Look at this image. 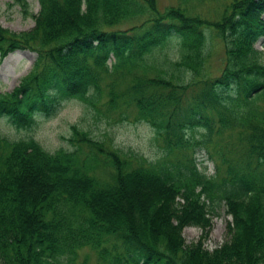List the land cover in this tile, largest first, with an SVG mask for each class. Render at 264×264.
I'll use <instances>...</instances> for the list:
<instances>
[{"label": "trees", "instance_id": "trees-1", "mask_svg": "<svg viewBox=\"0 0 264 264\" xmlns=\"http://www.w3.org/2000/svg\"><path fill=\"white\" fill-rule=\"evenodd\" d=\"M35 1L30 30L0 27V62L35 54L0 94V118L29 131L62 101L97 113L105 98L107 111L148 125L162 155L125 156L74 127L72 151L0 136V264H88L75 262L82 250L94 264H264V55L254 48L262 39L264 49V0H218L216 20L186 0L161 11L156 0ZM212 39L222 45L215 76ZM172 41V57H160ZM198 149L213 175L199 170ZM221 204L226 240L207 251ZM186 227L203 237L185 245Z\"/></svg>", "mask_w": 264, "mask_h": 264}, {"label": "rangeland", "instance_id": "rangeland-1", "mask_svg": "<svg viewBox=\"0 0 264 264\" xmlns=\"http://www.w3.org/2000/svg\"><path fill=\"white\" fill-rule=\"evenodd\" d=\"M176 4V0H156L159 11ZM186 4L192 7L190 14H197L208 20H216L222 9V2L218 0H186ZM38 8L35 0H0V27L11 33L26 32L33 27V18ZM129 27L130 25L123 24L113 30H126ZM261 42L262 39H259L254 44V48L262 51L264 55ZM174 45L172 41L169 50L162 49L160 57H163L162 55L172 57V53L175 52ZM208 47L206 67L215 76L221 63L222 45L220 41L212 39ZM34 59V53L15 51L0 62V94L10 93L17 87L20 80L30 71ZM104 103L105 98H102L96 106L98 110L96 113L76 100L62 101L51 116L36 114L29 131L16 129L6 118H0V136L9 140L30 137L48 153L59 149L72 151L76 145L75 141L70 142L69 139L74 135L72 129L74 127L78 131L86 132L90 139L101 143L103 147L121 152L125 156L131 153L150 162L158 160L162 155L161 145L154 139L148 125L143 122H134L132 113L128 111H125V117L119 110L107 111ZM73 140L76 139L73 138ZM80 150L87 153L84 147ZM194 157L200 171L207 176L214 174L216 163L214 159H208L205 150H196ZM228 221L230 218L226 215L222 204L214 209V214H211L210 228L203 238V247L207 251L213 250L226 240L225 226ZM202 235H204L202 231L195 227H186L181 233L185 245L195 243L203 237ZM84 257H87L88 264H94V255L86 250L79 252L75 262L83 261Z\"/></svg>", "mask_w": 264, "mask_h": 264}]
</instances>
